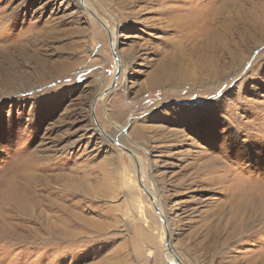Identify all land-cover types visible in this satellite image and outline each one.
I'll return each instance as SVG.
<instances>
[{"label":"rangeland","instance_id":"rangeland-1","mask_svg":"<svg viewBox=\"0 0 264 264\" xmlns=\"http://www.w3.org/2000/svg\"><path fill=\"white\" fill-rule=\"evenodd\" d=\"M138 173L181 264H264V0H0V264H170Z\"/></svg>","mask_w":264,"mask_h":264},{"label":"water","instance_id":"water-1","mask_svg":"<svg viewBox=\"0 0 264 264\" xmlns=\"http://www.w3.org/2000/svg\"><path fill=\"white\" fill-rule=\"evenodd\" d=\"M81 5L82 6H84V8L88 11V12H90L92 15H93V17L97 20V21H99L101 24H102V26L107 30V32H108V28L106 27V25L103 23V22H101V20L93 13V12H91L85 5H83V1H81ZM108 36H109V42H110V45H111V48H112V52H113V55H114V57L116 58V60H118L117 59V54H116V52H115V50H114V48H113V46H112V38H111V35L109 34V32H108ZM120 70H121V66L120 65H118L117 66V69L115 70V73H114V76H113V79H112V81H111V83H110V85L105 89V90H103L102 91V96H104V95H107V94H109L111 91H114L115 89H116V83H117V80H118V78H119V75H120ZM100 96V95H99ZM94 104H93V106H92V111H93V109H94V105H95V102H93ZM94 121H95V123H96V126L98 127V129H99V131L102 133V135L109 141V142H111L112 144H114V145H116L117 147H119L120 149H122V150H124L127 154H129V155H132V152L129 150V149H127L125 146H123L117 139H114V138H112V137H110L101 127H100V125H99V123L97 122V119L94 117ZM117 138V137H116ZM136 165H137V168H138V166H139V164L136 162ZM138 182H139V184H140V186L142 187V189L144 190V192L146 193V195H147V197L149 198V200L152 202V204H153V206H154V208H155V211L157 212V214L160 216V218H161V221H162V223H163V226L164 225H166L167 226V219H166V217L164 216V215H162L161 214V212H160V209H159V207L156 205V203H155V196L151 193V191H149V190H147V189H145L144 188V186H143V184L141 183V181H140V176H139V173H138ZM170 236H171V232L169 231V229H168V227H166L165 228V241H166V248H167V250H169V252H170V248H169V246H170ZM175 261H176V264H181L180 263V260H179V258L177 257H175V259H174Z\"/></svg>","mask_w":264,"mask_h":264},{"label":"bare ground","instance_id":"bare-ground-1","mask_svg":"<svg viewBox=\"0 0 264 264\" xmlns=\"http://www.w3.org/2000/svg\"><path fill=\"white\" fill-rule=\"evenodd\" d=\"M108 32H109V34L111 35V38H112V46H113V48H114V50H115V52H116V54H117V59L118 60H116V62H115V70L117 69V66L118 65H120V66H122V69H121V71L123 72L124 71V69H123V65H122V60H123V58H122V56H121V53H120V51H119V49H118V36H119V34H118V32H117V30H116V28L114 29V28H112V27H110V26H108ZM115 72V71H114ZM122 78H123V75H121L119 78H118V80H117V83H116V86L117 85H119L120 84V82H121V80H122ZM119 87V86H118ZM105 97V96H104ZM103 97V98H104ZM100 98H101V96H100ZM117 132V131H116ZM119 134H122L121 133V131L119 132ZM117 138H119L118 136H116ZM120 139V138H119ZM125 142V141H124ZM138 163H139V161H138ZM139 165H140V163H139ZM141 170V169H140ZM142 174V173H141ZM143 175V174H142ZM140 176V181H141V183L143 184V186H144V188L145 189H147V190H150L151 189V187L150 186H147V185H145V183H144V175H143V177L141 176V175H139ZM153 180V179H152ZM148 187V188H147ZM153 195L155 196L154 198H155V203H156V205L159 207V209H160V212H161V214L162 215H164L165 217H166V219H167V208L165 207V204L163 203V200L160 198V196L157 194V191H156V189L154 190V188H153ZM160 217V216H159ZM167 226L166 225H164L163 227L164 228H166V227H168V229H169V231L171 232V227H170V224H169V220L167 219ZM163 227H162V229H163ZM163 231V230H162ZM169 248H170V252H169V250H167L168 251V253H166V256H167V260H168V262L171 264L172 263V261L175 259V257L177 258L178 256H177V253H176V251H175V248H174V246L172 245V244H170V246H169Z\"/></svg>","mask_w":264,"mask_h":264},{"label":"crops","instance_id":"crops-1","mask_svg":"<svg viewBox=\"0 0 264 264\" xmlns=\"http://www.w3.org/2000/svg\"><path fill=\"white\" fill-rule=\"evenodd\" d=\"M120 132V131H119Z\"/></svg>","mask_w":264,"mask_h":264}]
</instances>
